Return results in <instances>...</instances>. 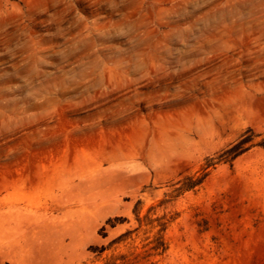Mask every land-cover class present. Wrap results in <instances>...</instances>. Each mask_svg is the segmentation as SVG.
Masks as SVG:
<instances>
[{"label":"rangeland","instance_id":"rangeland-1","mask_svg":"<svg viewBox=\"0 0 264 264\" xmlns=\"http://www.w3.org/2000/svg\"><path fill=\"white\" fill-rule=\"evenodd\" d=\"M0 264H264V0H0Z\"/></svg>","mask_w":264,"mask_h":264}]
</instances>
